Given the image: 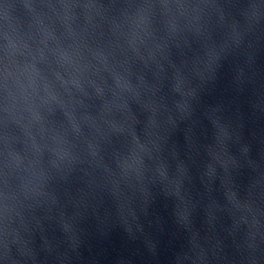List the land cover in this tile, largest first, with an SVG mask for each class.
<instances>
[{"label": "water", "instance_id": "water-1", "mask_svg": "<svg viewBox=\"0 0 264 264\" xmlns=\"http://www.w3.org/2000/svg\"><path fill=\"white\" fill-rule=\"evenodd\" d=\"M264 109V0H174Z\"/></svg>", "mask_w": 264, "mask_h": 264}]
</instances>
